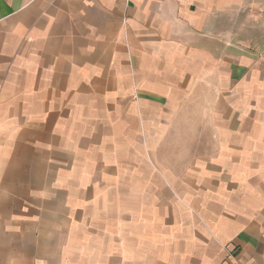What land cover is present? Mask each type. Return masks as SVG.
Wrapping results in <instances>:
<instances>
[{"label":"crops","instance_id":"obj_1","mask_svg":"<svg viewBox=\"0 0 264 264\" xmlns=\"http://www.w3.org/2000/svg\"><path fill=\"white\" fill-rule=\"evenodd\" d=\"M0 264H264V0H0Z\"/></svg>","mask_w":264,"mask_h":264}]
</instances>
